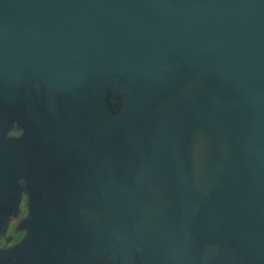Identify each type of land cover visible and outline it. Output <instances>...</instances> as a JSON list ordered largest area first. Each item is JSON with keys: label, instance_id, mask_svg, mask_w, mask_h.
<instances>
[{"label": "water", "instance_id": "obj_1", "mask_svg": "<svg viewBox=\"0 0 264 264\" xmlns=\"http://www.w3.org/2000/svg\"><path fill=\"white\" fill-rule=\"evenodd\" d=\"M16 177L3 264H264V0H0Z\"/></svg>", "mask_w": 264, "mask_h": 264}, {"label": "flooded vegetation", "instance_id": "obj_2", "mask_svg": "<svg viewBox=\"0 0 264 264\" xmlns=\"http://www.w3.org/2000/svg\"><path fill=\"white\" fill-rule=\"evenodd\" d=\"M27 181L28 178L16 177L13 186L7 190L9 192H5L0 179V264L5 261L2 256L4 245L14 246L26 234L25 226L30 213ZM11 261L19 264L22 259L14 257Z\"/></svg>", "mask_w": 264, "mask_h": 264}]
</instances>
